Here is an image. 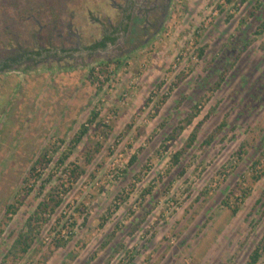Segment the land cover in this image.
Listing matches in <instances>:
<instances>
[{"label":"rangeland","instance_id":"1","mask_svg":"<svg viewBox=\"0 0 264 264\" xmlns=\"http://www.w3.org/2000/svg\"><path fill=\"white\" fill-rule=\"evenodd\" d=\"M127 12L128 30L113 33ZM263 22L264 0H0V58L20 46L52 52L118 36L93 57L37 59L0 73V264H127L140 247L120 237L121 220L154 210L165 245L174 254L187 245L176 254L183 264H248L264 235ZM45 151L54 161L32 172ZM256 163L261 172L251 173ZM55 193L63 204L43 215L23 252L16 241ZM64 224L73 237L59 236Z\"/></svg>","mask_w":264,"mask_h":264},{"label":"trees","instance_id":"2","mask_svg":"<svg viewBox=\"0 0 264 264\" xmlns=\"http://www.w3.org/2000/svg\"><path fill=\"white\" fill-rule=\"evenodd\" d=\"M6 11H4L5 13ZM14 17L13 19H18L19 16V12L18 11H14ZM22 15H24V12L22 13ZM131 17L132 15L130 13L127 12L125 18L123 19V21L121 22L120 26L117 27L116 29L114 28V32L113 33H120V32H125L128 30L129 28V23L131 21ZM7 18V17H5ZM8 19V18H7ZM34 25V24H32ZM33 27V26H32ZM34 28V27H33ZM261 32H264V22L261 26ZM34 34V33H33ZM158 34V33H157ZM118 40V36L117 35H110V33H105L104 36H102V40L100 42H98L97 44H95L94 46L91 47L92 50H97V49H106L108 47V45L110 44H114L116 43ZM246 47H249L248 44L246 45ZM20 50L18 53L10 55V56H6L5 58H0V73L2 72H6L8 70H11L13 67H17L22 65L24 62L27 61H32V60H42L43 57H45V55L50 54L51 50L50 49H40V48H35V49H28V48H24L20 46ZM56 49V48H55ZM53 49V50H55ZM50 52V53H49ZM64 52V51H63ZM65 53V52H64ZM201 55V53H200ZM51 56L55 57L54 54H52ZM46 58V57H45ZM124 60L119 59L118 60V67L122 68V66L125 64ZM73 69L74 67L70 66H63L60 69ZM94 76V75H93ZM93 76L91 75L89 77L90 81H94V80H98L96 78H94L93 80ZM95 77V76H94ZM222 79H224V77H222ZM219 86H221V83H219ZM197 114V112L195 113V115ZM194 114L191 115V117L195 116ZM99 113L98 112H93V118L90 119L89 121H87V124H83L80 132L77 134V136L71 141L70 146H68L66 152H62L61 155H59V159L57 162V166L59 168H62L63 166H65L69 156L71 155V152L77 147V145L83 140V138L86 136V134L89 132V126L90 124H93L96 119L98 118ZM193 121V119H188V123L190 124ZM184 127H176L175 131H174V135H171L169 138L174 139L176 134H179L181 132V130H183ZM221 129V127H220ZM215 136L211 135L207 140H205V142L203 143V147L207 146V145H211L213 140H214ZM197 140V134H193L191 136V138L189 139V143L186 147V150H181L179 152H177L174 155V161L173 164L174 165H178L181 161L182 156L184 155V153L187 152L188 149H190L196 142ZM137 158V157H136ZM54 160L53 158H48V153L47 151H45L43 154H41L36 162L34 163L33 166V170L32 172H36L37 169L39 167H41V165L44 164V162H46L47 164L52 163ZM135 158L134 160L131 161L132 164L135 163ZM65 169H63L64 172ZM81 167L79 166H75L74 168L71 169V178H74L75 181H77L80 178L81 173ZM34 174V173H31ZM47 178L44 179V181ZM56 189H59L58 187ZM60 190V189H59ZM69 190V189H68ZM68 192V191H66ZM249 196L248 193L245 195V197ZM58 198V199H57ZM63 197L59 196V193H55L54 195L50 196V198L47 201L42 202L39 207L37 208V211L35 212V214L29 218L28 222H27V226H26V230L24 232H22L20 234L19 239L16 241V245H20L23 252H28L29 249L31 248V245L33 244V242L35 241L36 238V234H38V232H36V227L35 226H39L43 220V215L44 214H49V216H53L52 214H55V212H57V210L61 207V205L63 204ZM238 209L239 207H235L233 209V212L236 214L238 213ZM18 208L15 207V205H11L7 212L8 213H13V214H17L18 212ZM104 219V218H103ZM102 219V220H103ZM47 220V219H46ZM36 222V224H35ZM105 223H102V226ZM66 227V225H62V229L58 230V234L59 236H61L62 234V230ZM74 227V226H73ZM36 232V233H35ZM35 233V234H34ZM70 238L73 237V231L70 233H68ZM65 237V236H63ZM65 241V240H64ZM64 241H62L61 243L59 242L56 246L57 248L60 247H65L66 246V242L63 243ZM264 254V235L260 241V243L257 245V247L255 248V250L250 254L249 259H248V264H258L260 259L262 258ZM137 256L133 254L132 257H129L128 259V263L127 264H132L135 261V258Z\"/></svg>","mask_w":264,"mask_h":264},{"label":"crops","instance_id":"3","mask_svg":"<svg viewBox=\"0 0 264 264\" xmlns=\"http://www.w3.org/2000/svg\"><path fill=\"white\" fill-rule=\"evenodd\" d=\"M101 40H102V37L100 39L96 40L94 43L88 42V43L82 44L81 42H79L80 44H77L75 47H70V48L61 47L59 49L56 48V50H53L51 53L49 52L50 54L45 55L46 58L43 57L42 60L45 62L51 58L54 61L56 60V61L62 62L63 59L66 60L65 58L70 59V58H74V57H77V58L78 57H86L89 55L91 57H93L92 55L97 54V53L99 55V53H104L105 49H99V51H97V50H92L91 47L94 46L95 44H97L98 42H100ZM52 54H54L55 57L51 56ZM68 67H70V66H68ZM67 71L76 73L77 68L76 69L75 68L69 69ZM49 72H52V71L49 70ZM39 83H40V85H39ZM39 83L37 84V87L41 86L42 88H44V86L42 85L43 83L42 82H39ZM47 114H49V117H47V121L48 122L49 121L54 122V119H53V121L51 120V116H50L51 113L48 112ZM73 122H75V121H73ZM121 122L123 124H126V123H128V120L123 119ZM49 127L51 128V125ZM143 195L145 197V200H147V202L152 197V196H150L147 198L145 194H143ZM152 213L154 215V217H153L154 219L150 218V214H152ZM152 213H150V214H149V212L145 213L143 215V217H141L140 213L136 212L135 215L132 217V219H130V220L127 219L125 221L121 220V218H123V215H121L119 213L114 215L113 219H115V221L116 220L118 221L120 219L122 222L123 228L120 229L122 226L119 228L120 229V232H119L120 237H121V235H123L122 238L125 241H126V238L127 239L135 238V241H137L135 246L140 247L139 248L140 250L139 249L137 250L138 254L134 260L135 262L132 264H141V260L143 258L141 256H143L144 255L143 253H145V252H146L145 254L148 255V257L146 258L148 264H183V259L182 258L179 259L180 256L177 259L176 254L184 255L182 252L184 251V249H186L187 245L186 246L183 245L179 249L178 253L174 254V251H172L170 246L165 245L166 242L164 241V232L162 230L164 228L163 224L165 222L162 223L160 220H158L159 216L157 218L155 217V210ZM152 222L155 224L159 222L158 224L155 225V230L151 226ZM150 229H151L153 236L147 235V237H146L145 235L148 233V231H150ZM135 233L137 236L135 235ZM136 237H138V240ZM160 241H161V245H159ZM146 243H148V245H145ZM137 244H139V245H137ZM210 245H212V244H210ZM207 250H208V248L206 247V249H204L203 251H200V253H199L200 256L202 257L203 255H205V252ZM118 257H119V255H118ZM190 260L192 261V259H190Z\"/></svg>","mask_w":264,"mask_h":264},{"label":"built area","instance_id":"4","mask_svg":"<svg viewBox=\"0 0 264 264\" xmlns=\"http://www.w3.org/2000/svg\"><path fill=\"white\" fill-rule=\"evenodd\" d=\"M261 169H262V165L260 163H256L255 165L252 166L250 171H251V173H260ZM243 198H244V195L242 193L241 195H238L237 201L241 202V201H243ZM66 229H68V227L62 230V236H68L69 235L68 233L70 231L67 232ZM65 231H66L67 235H65V233H64Z\"/></svg>","mask_w":264,"mask_h":264},{"label":"flooded vegetation","instance_id":"5","mask_svg":"<svg viewBox=\"0 0 264 264\" xmlns=\"http://www.w3.org/2000/svg\"><path fill=\"white\" fill-rule=\"evenodd\" d=\"M97 51H99V49H97Z\"/></svg>","mask_w":264,"mask_h":264}]
</instances>
